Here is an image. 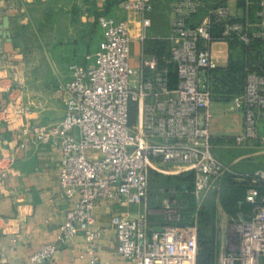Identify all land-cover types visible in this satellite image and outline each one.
<instances>
[{
	"label": "built area",
	"instance_id": "2783aa9c",
	"mask_svg": "<svg viewBox=\"0 0 264 264\" xmlns=\"http://www.w3.org/2000/svg\"><path fill=\"white\" fill-rule=\"evenodd\" d=\"M122 9L138 14L139 40L144 43L152 26L153 0H124ZM256 21L234 20L226 4L206 7L203 0H176L170 17L171 57L177 82L170 84L167 67L144 50L138 70L131 65L132 23L129 18L102 14L98 23L102 39L87 63L70 65V76L60 80L58 91L65 103L61 121L51 125L21 124L23 141L0 154V178L14 171L18 154L29 144L52 143L61 154L59 187L67 198L78 197L65 214L60 243L83 234L87 247L81 257L101 264L97 254L103 229L96 228V205L101 201L138 206L134 214L112 217L118 252L133 264H196L198 225L152 226L151 173L176 175L193 172V195L198 208L209 192L219 191L223 178L234 174L248 187L239 210L229 217L235 242H222L218 264H264V168L238 174L212 152V99L209 72L212 43L237 38L248 45L264 41V0H259ZM207 9L198 25L190 20ZM223 22L220 38L212 35V16ZM133 75L134 78H133ZM243 112V132L234 136L237 145L264 152V68L247 71L242 93L232 99ZM137 118L131 122V108ZM15 104L5 110L9 116ZM22 113V109L18 111ZM175 189V188H174ZM171 192L172 188H161ZM168 212L173 200L165 199ZM20 238H15L16 243ZM59 244H42L25 264H52ZM4 254L0 252V264Z\"/></svg>",
	"mask_w": 264,
	"mask_h": 264
},
{
	"label": "crops",
	"instance_id": "0c3cea01",
	"mask_svg": "<svg viewBox=\"0 0 264 264\" xmlns=\"http://www.w3.org/2000/svg\"><path fill=\"white\" fill-rule=\"evenodd\" d=\"M174 1L153 0L151 19L153 17L158 22L160 12L170 24ZM104 4L105 0H0V154L16 148L23 141L20 136L22 123L41 125L42 122V110L33 108L35 101H30L31 96L42 95V77L32 71L34 62L30 58H34L37 52L42 53L44 57L41 58H54L60 62L68 79L70 65L86 64V56L93 54L99 46L103 34L99 26L96 33L94 11L96 7L103 9ZM121 4L114 10L117 15L111 16L130 19L132 40L138 48L139 16L125 12ZM226 4L231 5L235 17L245 16L246 20L253 21L249 17L250 0H246V6L240 5L238 0H227ZM204 17L205 13L199 12L190 23L198 25ZM6 19L8 26H5ZM224 42L226 46H219L212 55L216 58L226 51L229 61L239 47L234 49L230 42ZM261 49L264 52V44ZM216 64L218 67L228 65ZM208 74L213 91L215 72L212 70ZM213 98L221 99L215 97V93ZM10 104L15 107L6 117L4 110ZM64 114L65 109L62 117ZM61 120L44 121L51 125ZM260 129L264 132V122ZM213 139L229 141V136L214 135ZM60 159L61 154L52 143L38 147L29 144L18 154L14 171L6 178H0V252L4 254L3 264H25L45 243L60 246L52 264H89L86 257H81L87 247L83 234L71 236L63 244L59 241L65 214L78 200V197L67 198L59 187ZM138 209L135 205L125 207L108 201L96 205L95 227L103 229L97 248L101 264H133L119 254L111 220L115 214H134ZM15 238L20 239L15 243Z\"/></svg>",
	"mask_w": 264,
	"mask_h": 264
},
{
	"label": "rangeland",
	"instance_id": "374dc122",
	"mask_svg": "<svg viewBox=\"0 0 264 264\" xmlns=\"http://www.w3.org/2000/svg\"><path fill=\"white\" fill-rule=\"evenodd\" d=\"M172 1V0H171ZM210 1V0H209ZM231 10V5H229ZM113 15H117V12H113ZM158 22L152 17V26L146 31V40L144 43L141 41L135 43L134 40L130 43L131 65L134 69L138 70L140 67L141 53L145 51V43L153 37H168L170 35V24L167 17L160 12L158 13ZM98 30L96 29V33ZM98 34H96V38ZM219 46H226L224 41H214L212 43V53L219 49ZM43 55L37 52L34 58H30L34 63L32 71H36V75L42 77V95H35L30 97V101L34 100L33 108L42 110V122L41 125H46L44 120H50L49 122L61 120L65 109V103L62 95L58 91V83L60 80H66L64 76L60 62L54 60V58H41ZM44 57V56H43ZM236 65H241L245 62L246 58H233ZM216 63L227 65L229 63L227 58V52L218 54L216 58H213ZM252 61V58H249ZM226 63V64H225ZM38 68L40 69L38 71ZM135 75H133L134 78ZM28 110H26L27 112ZM212 132L215 136H229V141L220 139H213V154L229 165L233 171L238 174L253 172L259 168H264V152H261V148L252 146V142L246 145H237L233 139V136L241 134L243 132V112L237 110L231 99L215 100L212 99ZM45 118V119H44ZM44 119V120H43ZM26 121V120H25ZM32 124V123H30ZM232 139V140H231ZM155 172V171H153ZM178 175V174H176ZM151 191H150V208L152 210L151 221L152 226L156 230H161L167 225H175L184 227L182 202L180 192L174 189L171 185L172 191L167 193L161 190L166 187L164 185L166 180L161 177H156L151 173ZM167 176V175H164ZM174 176V175H173ZM164 183V184H163ZM212 192H209V196ZM206 196V197H207ZM165 199L173 200L171 204V212L167 211ZM216 212H217V232L219 235L220 243L228 242L229 246L235 242V234L230 229L229 217L232 216L216 196ZM205 203V200H204ZM201 207V206H200ZM199 207V208H200ZM198 208V206H197ZM182 219V220H181ZM197 222V216L194 223Z\"/></svg>",
	"mask_w": 264,
	"mask_h": 264
},
{
	"label": "trees",
	"instance_id": "16d2710c",
	"mask_svg": "<svg viewBox=\"0 0 264 264\" xmlns=\"http://www.w3.org/2000/svg\"><path fill=\"white\" fill-rule=\"evenodd\" d=\"M124 0H105L103 9L97 7L94 11V26L97 29L99 26L98 17L102 14L112 15L114 10ZM206 7L216 6L218 4H226L227 0H203ZM240 5L246 6V0H238ZM251 7L249 9V17L256 21L257 11L259 10V0H250ZM227 5V4H226ZM202 8L201 14H207V9ZM234 20L245 21L246 17H234ZM193 25V24H192ZM212 35L218 40L220 38L223 22L216 16H212ZM100 27V26H99ZM232 47L239 50L236 55L232 54L229 58V63L224 67L214 68L215 79L212 93L215 97L221 99H230L236 94H240L244 90L245 78L247 71L250 69L264 68V52L261 49L264 41L255 40L246 45L237 38L228 40ZM171 42L167 38H151L145 43V52L156 55L160 60V67H167L169 71L170 84L175 85L177 82V71L175 65L168 62L171 57ZM233 58H246L241 65H236ZM252 58V61L249 60ZM137 118V107L133 105L131 108V122ZM154 179L156 177L165 178V188L173 187L180 192L183 212V224H193L195 217L198 221V254L196 264H218L220 241L217 232V212H216V196L219 197L225 209L232 215H235L239 210V202L244 199L248 184L245 181L237 179L234 174L224 176L219 191H213L205 198V203L200 208H197V202L193 195L194 189V174L193 172H183L178 175L164 176L158 172H153ZM152 178V176H151ZM151 186V185H150ZM151 191V188H150ZM182 220V219H181ZM239 264V263H238Z\"/></svg>",
	"mask_w": 264,
	"mask_h": 264
},
{
	"label": "water",
	"instance_id": "95a60500",
	"mask_svg": "<svg viewBox=\"0 0 264 264\" xmlns=\"http://www.w3.org/2000/svg\"><path fill=\"white\" fill-rule=\"evenodd\" d=\"M5 26H8V19L5 20Z\"/></svg>",
	"mask_w": 264,
	"mask_h": 264
}]
</instances>
